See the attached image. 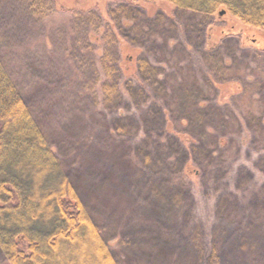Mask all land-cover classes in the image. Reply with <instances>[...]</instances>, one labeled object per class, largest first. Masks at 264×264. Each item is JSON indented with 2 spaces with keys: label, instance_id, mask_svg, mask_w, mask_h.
Here are the masks:
<instances>
[{
  "label": "rangeland",
  "instance_id": "obj_1",
  "mask_svg": "<svg viewBox=\"0 0 264 264\" xmlns=\"http://www.w3.org/2000/svg\"><path fill=\"white\" fill-rule=\"evenodd\" d=\"M34 1L0 0L2 61L46 131L51 146L62 157L68 176L81 191L90 215L104 231L114 257L122 264H208L207 250L216 244L221 257L216 264H254L250 255L254 238L260 249L256 262L264 264V236L252 223L261 218L263 211L257 207L251 211L256 199H264V178L260 180L258 176L261 171L264 173V138L257 127L262 123L249 121L253 128L246 132L248 124L238 121V117L249 114L264 118V32L243 27L236 19L222 14L219 23L207 30L211 42L222 44L217 52L201 51L197 46L206 33L194 30L191 42L200 55L194 48L191 53L182 49L180 53L165 54L171 68L166 60L162 61L170 82H180L183 75H188L184 71L190 70L188 82L208 97L217 98L215 103L207 104L214 105L211 112L214 118L208 112L203 119L211 135L228 139L220 143L225 146L219 147L212 173L198 178L193 188L200 221L195 225L193 220L185 222L184 207L171 201L175 195L167 188L151 192L150 183L142 175L141 171L145 173L147 169L143 157L150 152L146 151L137 128L145 121L146 110L136 111L134 104L122 110L134 125L125 130V138L119 139L112 135L111 124L120 120V113L105 111L101 97L97 95L99 100L95 102L89 91L92 72L78 58L82 49L76 48L72 39L78 22L68 10L97 9L106 18L104 10L112 8L113 3L57 0L62 11L41 19V14H35ZM145 9H141L145 16L140 12V18L148 21L152 31L160 28L156 25L159 14H174L169 4L157 3ZM186 21L184 26L193 24L199 29L202 19L186 16ZM122 47L124 54L141 53L133 47ZM204 53L212 57L206 62L211 79L198 63L204 61ZM148 57L152 59L150 54ZM179 60L182 62L177 64ZM178 96L187 99L181 92ZM191 97L199 98L196 89ZM183 108L180 107L182 111ZM218 113L227 118V124L218 123ZM155 119L151 130L158 129ZM178 122L182 127L186 123L183 119ZM194 130L197 132L199 128ZM210 138L209 144L215 142ZM240 146L241 151L236 154ZM151 152L161 156L160 150ZM249 169L253 170L250 178ZM220 194L227 199L224 208L216 214L213 208ZM88 248L91 247L85 245L84 250ZM0 264H8L1 254Z\"/></svg>",
  "mask_w": 264,
  "mask_h": 264
},
{
  "label": "trees",
  "instance_id": "obj_2",
  "mask_svg": "<svg viewBox=\"0 0 264 264\" xmlns=\"http://www.w3.org/2000/svg\"><path fill=\"white\" fill-rule=\"evenodd\" d=\"M98 1L112 2L114 5L108 11L104 10L106 18L100 16L97 9L68 10L78 22H75L72 38L76 48L82 49L78 58H81L82 64L86 62V69L91 70L94 77L89 82L92 98L97 102L99 95L105 111L120 113V120L111 124L112 135L119 139L125 138V130L134 125L122 110L133 104L136 111L146 110L147 117L137 128L140 137L144 138L146 151L150 152L143 157L147 169L145 173L141 171L142 175L150 183L148 187L151 192L155 193L156 189L158 193L159 189L167 188L170 194L175 195L171 201L184 207L186 223L193 220L196 221L195 225H199L193 188L198 178L212 173L219 147L225 146L220 143H226L228 139L223 136L217 139L214 133L211 135L203 119L208 112L214 118L211 112L215 107L208 105L215 103L217 98L208 97L194 83L188 82L191 80L190 70L184 71L188 75H183L180 82H170L164 60L170 67V60L166 58L171 52L180 53L183 49L191 53L194 48L191 42L194 30L206 33V38L197 46L201 51L205 50L206 53L208 50L206 54L217 52L222 44L211 42L207 30L209 32L219 23L217 21L222 12L239 21L243 27L264 32V0ZM34 2L35 14H41V19L63 9L57 0ZM157 3L169 4L174 14H159L156 25L160 28L152 31L145 18L141 21L140 17L145 16L141 9ZM186 16L202 19L199 29L193 24L184 26L187 23ZM135 22L136 25L133 24ZM172 35L176 38H172ZM122 46L133 47L141 53L135 56L124 54ZM149 54L152 59L154 57V62L148 57ZM206 54H202L205 62L199 60L198 63L204 66L211 79L206 62L212 57ZM218 58L222 61L220 56ZM181 62L179 60L177 64ZM193 89L197 90L199 98L191 97ZM180 92L186 100L178 96ZM181 106L185 107L183 111ZM155 117L158 129L151 130V124L156 122ZM178 119L186 121L184 127ZM217 121L221 125L222 121L228 123L227 118L219 113ZM238 121L248 124L246 132L253 128L249 121L262 123L259 126L255 124L259 127L260 137L264 138V118L249 114L238 117ZM195 127L199 128L197 132ZM209 136L215 139V142L211 141L212 144L208 142L211 140ZM241 146L236 154L240 153ZM153 150H160L161 156H155L151 152ZM249 170L250 178L253 177V170ZM258 176L260 180L264 178L263 171ZM139 179L141 176L138 172ZM158 180H163V183ZM81 195L68 176L62 157L51 146L46 131L15 84L0 53V254L7 263L122 264L114 257L104 231L90 215ZM226 199L223 194L217 197V204L213 208L216 214L224 208ZM255 201L251 211L257 207L263 214L252 223L264 236V199ZM258 244L253 238L250 255L254 264H258L256 258L260 255ZM85 245L91 248L84 250ZM218 250L216 244L207 250L208 264L219 263L221 257Z\"/></svg>",
  "mask_w": 264,
  "mask_h": 264
}]
</instances>
